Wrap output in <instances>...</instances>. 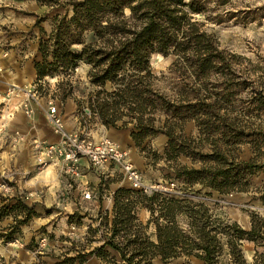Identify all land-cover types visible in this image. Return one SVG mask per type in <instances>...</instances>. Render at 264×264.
Here are the masks:
<instances>
[{"label":"trees","instance_id":"trees-1","mask_svg":"<svg viewBox=\"0 0 264 264\" xmlns=\"http://www.w3.org/2000/svg\"><path fill=\"white\" fill-rule=\"evenodd\" d=\"M67 3L71 13L57 16L50 34L39 41L36 79L53 74L68 76L80 63L86 64L87 81L94 89L86 95L89 117L97 118L105 128L131 126L136 147L165 135L164 154L174 162L170 167L172 179L186 189L181 190L182 196L116 190L108 235L88 255L109 262L108 247L118 253L122 264H152L155 258L163 264L180 258L185 259L184 264L190 258L203 264H248L242 243L264 250V216L251 212L250 228L245 230L186 196L195 185L222 195L246 193L251 178L264 172V71L263 75L254 71V79L252 74L242 79L234 56L227 59L198 20L202 17L214 24L224 23L222 16H212L211 12L226 0ZM41 34L45 35L43 31ZM154 55L174 57L170 71L183 78L179 94L170 97L154 89L156 78L150 65ZM66 85L67 89H61L62 101L71 95V84L60 82V86ZM79 113L87 117L84 109ZM157 116L163 120H157L156 126ZM187 121L195 122L199 136L204 137L202 144L184 138ZM205 144L207 152L202 151ZM243 145L250 151L247 161L238 155L237 149ZM181 155L199 163V168L176 163ZM258 193L256 199L264 204V188ZM138 205L150 214L144 226L136 218ZM38 216L36 204L28 205L22 195L1 199L0 222L12 219L5 229L0 228L2 244L21 236V227ZM150 224L154 225L155 242L147 235ZM252 264H264V253L255 252Z\"/></svg>","mask_w":264,"mask_h":264},{"label":"rangeland","instance_id":"rangeland-1","mask_svg":"<svg viewBox=\"0 0 264 264\" xmlns=\"http://www.w3.org/2000/svg\"><path fill=\"white\" fill-rule=\"evenodd\" d=\"M69 1L71 0H55L53 2H49V0H0V10L9 9L13 12H20L22 14L26 13V6L38 10L36 11L38 15L36 16V23L33 24V28L37 30L39 35L37 39L39 47L40 39L46 38L52 31L53 20L57 16L71 13V7L67 3ZM29 12L35 11L30 10ZM25 15L27 16V14ZM211 15L222 16L226 21L221 24H214L202 17H198V20L204 23V30L213 36L218 43L219 49L226 54V58L229 59V56H234V59L232 60L239 64L240 71L243 75L242 79L248 77L247 74H252V78L254 79V71H256L258 75H263L261 72L264 71V0H226V3L217 6L215 10L211 12ZM37 21L39 22L37 23ZM39 25L43 28L40 29ZM43 29L49 30V33H46ZM41 31H43L45 35H42ZM173 61L174 57L172 56L163 57L160 55H154L152 56L150 63L152 74L156 78L154 89L170 97L179 94L183 79H181L178 74L170 71ZM88 69L89 68L86 64L80 63L73 72L69 73L68 76L53 74L46 76L39 81L36 79L34 84H37V98L42 97L47 99V106L50 101L55 104L57 102L64 103L67 100H72L76 105L75 114L79 117V128L82 129L83 127L86 130V128L90 127L89 129H92L94 132V125L96 123L100 124L99 120L94 117L83 118L79 115L81 109L85 110L87 107V93L93 92L94 90L87 81ZM61 81L69 82L72 86L70 92L71 95L64 101L61 100V89L63 87L67 89L68 86H60ZM213 82L214 81H212V83ZM15 86L22 89L29 87L30 85ZM108 88L109 86H107V89ZM207 91L214 92L211 89ZM203 94L206 95L207 92L203 91ZM21 96L22 94L19 91L13 93L12 96L9 97L8 109L2 112L0 108V135H3L6 129L5 121L10 118L17 109L20 110L18 104L21 102ZM57 107L59 108V106ZM60 113L61 115L63 113L62 107ZM155 118V124L157 126V120L162 121L163 117L157 116ZM120 125L121 124L118 123V126ZM126 129L131 131V126ZM182 134L185 139L194 141L195 144L198 145L202 144L200 139H203L204 137L199 136L195 122L187 121L183 126ZM159 137H162L163 142L160 141ZM6 141L5 143H7ZM166 142L167 137L160 134L150 140L148 139L144 141L140 147L135 146L137 152L144 158L147 165L146 171L141 173L147 184H158L163 186L174 184L175 192L173 195L182 196V191L184 192L186 189L182 183L172 179L173 175L170 167H174V162L167 160V157L164 154ZM1 149L0 201L1 199L14 197V192L15 190L17 191V188L14 186L16 185L13 182L14 179L10 176L12 168L9 169L8 166L9 155L7 154V151H4L2 155ZM208 150L209 147L206 144L203 145L202 151L207 152ZM237 151L240 160L247 161L250 158V151L247 145L238 147ZM176 163L186 166L187 168H199V163L193 164L190 159L182 155L177 158ZM119 179L126 181L121 173ZM263 188L264 172H259L251 178V187L246 193L233 192L227 195H222L218 192L195 185L190 189L186 196L193 202L204 203L219 217L236 222L241 228L248 230L250 228L249 214L251 212H256L264 216V204L256 199L257 196H259L258 192ZM20 194L24 197V200L28 205L32 204L29 202V196H27L25 192ZM46 210L50 211L46 212ZM53 211V207L43 209L44 217L48 220L47 224L40 226L35 225V223L39 221L37 220L40 217L39 214L38 217L32 218L26 225L21 227V236L16 237L12 242L5 244H2L0 241V264H84L85 259L90 252H86L87 248H85V246H89L91 243L96 244L95 248L92 250L94 251L100 247L99 244L104 243V236L108 235L112 218H101V220H99L100 228L96 232L87 229L83 242L79 243L75 241V239H71L72 236L66 235L57 237L52 233L53 228L56 227L60 218L59 216H55ZM81 218V215L74 213L73 215H68L65 221L71 228H74L81 224ZM136 218L139 222L137 212ZM11 222V218L3 219L0 222V228L5 229L11 224ZM153 230L155 231L154 225L150 224L147 229V235L149 237L152 236ZM105 251L109 254L106 259L109 261L107 263L120 264L119 262L121 259L118 253L110 250L108 247L105 248ZM257 251L264 253L263 249L255 248L252 243H242V253L248 264H252L254 254ZM115 253L118 257L115 256ZM83 255H85V257H82ZM191 259H188V264H197L196 261ZM184 262L185 259L180 258L176 261H172L171 264H184Z\"/></svg>","mask_w":264,"mask_h":264},{"label":"crops","instance_id":"crops-1","mask_svg":"<svg viewBox=\"0 0 264 264\" xmlns=\"http://www.w3.org/2000/svg\"><path fill=\"white\" fill-rule=\"evenodd\" d=\"M30 10L35 12H29ZM25 11L26 13L22 14L9 9L0 10V94L5 93L13 85L29 86L34 85V81H36L34 62L40 60L37 51L39 35L33 28V24L36 23L38 15L36 11L38 10L26 6ZM39 28L43 27L39 25ZM43 30L49 33V30ZM22 100H24L23 94L20 101ZM47 102V99L42 97L31 101L34 113L29 117L17 109L5 121L6 129L4 134L0 135V149L2 147V155L4 151H7L9 155L8 166L9 169L12 168L10 176L14 179L13 182L16 184L14 186L17 188V191L14 192L15 195L25 192L29 196V202L36 204L40 217L35 225L47 224L48 220L44 217L43 209L53 207L54 215L60 218L52 233L57 237L72 236L71 239L82 243L89 227L91 229L100 228L99 220L101 218H112L115 191L130 187L127 181L119 179L120 171L117 167L109 166L99 172L93 170L84 159L79 162L80 177L78 179L66 175L62 170V163L56 160L45 168L37 167L33 155V140H42L49 144H55L59 140L52 132L45 117ZM55 104L59 106L60 111L61 107L63 109L62 117L66 129L79 130V117L75 114V103L72 100H67L64 103L57 102ZM89 128H86V132L92 139L94 138L93 140L109 139L128 151L131 162L140 172L146 171L145 160L137 152L128 129H107L99 123L94 125L95 133ZM82 129L84 128L82 127ZM159 139L163 142L162 137ZM84 190L91 192V200H83L82 192ZM136 212L139 222L143 225L147 224L150 218L149 212L139 205ZM74 213L82 216L81 224L71 228L65 220L68 215ZM154 232L153 230L150 237L153 242L156 241ZM95 245L91 243L89 246H85L86 252H91ZM101 245L102 243L99 244V246ZM115 256L118 257L116 253ZM191 260L196 261L197 264H203L198 259L192 258ZM119 263L122 264V261ZM155 263L163 264L160 258H155L153 264ZM84 264L110 263L93 254L86 257Z\"/></svg>","mask_w":264,"mask_h":264},{"label":"built area","instance_id":"built-area-1","mask_svg":"<svg viewBox=\"0 0 264 264\" xmlns=\"http://www.w3.org/2000/svg\"><path fill=\"white\" fill-rule=\"evenodd\" d=\"M36 86L37 84H31L29 87L21 89L13 85L5 93L0 94L2 112L8 109L9 97L19 91L23 94L24 100L18 104V108L27 117L33 115L34 110L31 101L37 98ZM84 113L87 117L90 116L87 109L84 110ZM45 117L52 132L59 140L55 144L37 139L33 140V155L38 168H45L56 160L62 163V170L66 175L78 179L80 177L79 162L84 159L93 170L99 172L109 166L117 167L128 182L130 189L143 195L151 196L153 193L174 194V184L166 186L147 184L142 173L131 162L126 149L119 148L117 144L107 138L95 141L89 137L85 129L67 130L59 108L51 101L48 103ZM82 198L83 200H91V192L84 190Z\"/></svg>","mask_w":264,"mask_h":264},{"label":"bare ground","instance_id":"bare-ground-1","mask_svg":"<svg viewBox=\"0 0 264 264\" xmlns=\"http://www.w3.org/2000/svg\"><path fill=\"white\" fill-rule=\"evenodd\" d=\"M119 147V146H118ZM120 148V147H119Z\"/></svg>","mask_w":264,"mask_h":264}]
</instances>
